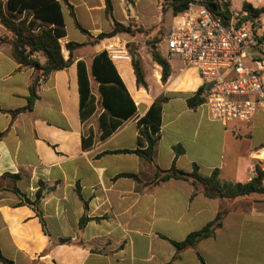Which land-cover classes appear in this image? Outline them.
I'll return each instance as SVG.
<instances>
[{
  "label": "crops",
  "instance_id": "crops-1",
  "mask_svg": "<svg viewBox=\"0 0 264 264\" xmlns=\"http://www.w3.org/2000/svg\"><path fill=\"white\" fill-rule=\"evenodd\" d=\"M66 1L77 23L75 14L86 16L87 28L78 24L91 37L111 30L104 0ZM110 2L113 18L120 16L119 21L114 18L117 22L145 33L125 36L128 41L114 37L75 50L67 69L39 78L38 98L30 111L14 113L26 107L35 71L20 69L10 44L0 45L2 256L13 264H264V196L231 202L209 199L200 190L194 192L188 182L176 179L149 186L146 184L154 179L152 165L133 153H112L137 148L138 119L157 98L164 97L167 101L161 109L160 139L154 154L157 168L168 170L174 148L180 147L183 152L175 160L176 169L190 173L196 167L203 177L217 170L222 181L249 182L253 177L249 156L264 147V111H258L249 122L222 124L211 120L204 104L194 109L186 104L203 87L198 73L185 69L180 60L175 65L168 61L170 76L162 83L161 68L150 54L143 57L141 48L136 53L145 87L136 85L130 56L112 61L135 103L136 117L100 140L98 117L102 109L97 85L91 82L94 112L81 120L77 62H84L89 69L92 57L107 45L122 48L141 40H155L160 53L174 18L170 10L162 12L157 0ZM247 3L261 8L264 0ZM60 5L65 29L64 15L70 13L65 3L60 1ZM228 5L229 15L236 12L231 10L230 1ZM237 12H242V7ZM263 16L254 23L257 35L264 38ZM8 35L0 25V38ZM86 41L83 37L79 44ZM68 42L73 41L66 34L60 41L65 59ZM93 118L92 128L85 127ZM123 174L135 175L140 182L119 177ZM13 189L31 202L41 192L35 208L43 224L36 209L25 204ZM222 212V225L213 237L174 259L176 251L169 241H183ZM83 215L88 221L80 227Z\"/></svg>",
  "mask_w": 264,
  "mask_h": 264
},
{
  "label": "trees",
  "instance_id": "trees-1",
  "mask_svg": "<svg viewBox=\"0 0 264 264\" xmlns=\"http://www.w3.org/2000/svg\"><path fill=\"white\" fill-rule=\"evenodd\" d=\"M60 1L68 7L75 27L87 38V41L82 44L75 42L65 44L64 48L68 54L67 59L62 54L60 44V41L66 37ZM157 1L161 4L162 12L165 13L167 10H170L173 17L185 11L188 5L194 2V0ZM104 2L105 18L111 20V30L93 38L76 22L73 8L66 0H0V25L9 34L0 38V45L2 43L10 44L12 56L20 65V69H33L35 71V76L29 87L27 105L22 110L15 111L14 113L30 111L32 109L34 102L38 98L36 92L39 78L48 77L53 72L67 69L73 63V53L75 50L89 45H96L105 39L119 36L133 37L137 34L145 33L140 28L132 29L131 26H124L117 22L112 16L110 0H104ZM228 6V3L226 5L219 4L218 0H206L208 10L213 15L223 19H227L229 16ZM242 11L247 13V16L243 20L254 22L264 14V5L261 8H253L251 4L244 2L242 4ZM155 42V40L149 42V54L152 61L161 68V82L165 83L170 76V66L168 60L154 46ZM128 54L136 85L138 87H145L138 55L130 50ZM77 78L80 96V117L82 121L90 117L94 112L90 83L94 82L97 85V93L99 95L98 105L102 109V113L98 117L100 140L110 137L125 121L136 117L137 110L135 103L128 94L112 61L104 50L92 57L89 69L86 68L84 62H77ZM205 94V87L199 88L193 96L187 99V106L190 109H194L204 104ZM166 101L167 99L164 97L157 98L147 113L138 119V140L135 150L115 151L112 153H133L139 155L152 165L154 168V179L146 184L149 186L170 179H176L188 182L194 192L200 190L204 197L209 199H221L231 202L253 195L264 196V173L258 167L255 168L250 181L244 183L222 181L217 170L213 171L208 177L201 176L196 167L193 168L192 172L186 173L176 169L174 164L176 158L183 152L180 147L174 148L175 156L172 166L168 170L158 169L155 164L154 154L160 139L161 109ZM83 146L84 148L86 147L85 141L83 142ZM119 177L132 178L140 182L139 178L135 175L123 174ZM13 192L25 204L34 208L42 199L40 191L37 192L36 199L33 202L28 200L17 189H13ZM36 212L43 224L41 214L37 209ZM224 215L225 212L219 213L212 222L205 225L201 230L190 233L181 242L169 241L176 251L174 259L182 251L188 249L194 250L200 241L213 237L215 232L221 227ZM87 221V216L83 215L79 221V226L83 227ZM0 263L13 264L11 261L5 259L1 252Z\"/></svg>",
  "mask_w": 264,
  "mask_h": 264
},
{
  "label": "built area",
  "instance_id": "built-area-1",
  "mask_svg": "<svg viewBox=\"0 0 264 264\" xmlns=\"http://www.w3.org/2000/svg\"><path fill=\"white\" fill-rule=\"evenodd\" d=\"M246 16L232 12L223 19L208 10L206 0H194L174 17L165 37L168 54L195 70L204 87L211 84L204 105L209 118L222 124L249 122L264 111V38L254 22L243 20ZM115 46L104 48L111 61L129 57L126 45ZM249 157L252 173L256 167L264 173V147Z\"/></svg>",
  "mask_w": 264,
  "mask_h": 264
},
{
  "label": "rangeland",
  "instance_id": "rangeland-1",
  "mask_svg": "<svg viewBox=\"0 0 264 264\" xmlns=\"http://www.w3.org/2000/svg\"><path fill=\"white\" fill-rule=\"evenodd\" d=\"M227 3H229L230 1V5H231V10L233 11H240L241 10V7H242V4L246 1V2H252L253 0H225ZM76 15V19L78 21V23L81 25V27L83 28H87V18L86 16L82 15V14H75ZM120 16L118 15H114V18L119 21ZM264 17V16H263ZM64 21H65V32L68 36V39L70 41H73V42H76V43H79L81 42V40L84 38H86L85 35H83L79 30L76 29L75 25H74V22L73 20L70 18V16L66 13L64 15ZM174 21V18L172 20V22ZM106 22L107 23H112L110 19H106ZM107 25V24H106ZM119 39L120 41H128L129 39H127L125 36H119ZM148 42L147 41H144V40H141L140 43H127L126 44V51H127V54L130 51H133L136 53V51H138L139 49L142 48V50L140 51V54L143 56V57H147V55H149V48H148ZM113 49H121V45H116L115 47H113ZM160 53L172 64V65H175V64H179L180 61H179V58L175 55H169L168 54V51L166 49V45H165V39L163 40V42H161L160 44ZM137 54V53H136ZM129 55V54H128ZM138 55V54H137ZM169 56V57H168ZM97 117V115H95V118ZM95 118L91 119L90 121H88L85 125V127H88L92 121L94 123L95 121ZM88 128H92V125H90V127Z\"/></svg>",
  "mask_w": 264,
  "mask_h": 264
},
{
  "label": "water",
  "instance_id": "water-1",
  "mask_svg": "<svg viewBox=\"0 0 264 264\" xmlns=\"http://www.w3.org/2000/svg\"><path fill=\"white\" fill-rule=\"evenodd\" d=\"M210 86H211V84L207 85V86L205 87V91H207V90L210 88Z\"/></svg>",
  "mask_w": 264,
  "mask_h": 264
},
{
  "label": "bare ground",
  "instance_id": "bare-ground-1",
  "mask_svg": "<svg viewBox=\"0 0 264 264\" xmlns=\"http://www.w3.org/2000/svg\"><path fill=\"white\" fill-rule=\"evenodd\" d=\"M122 60V59H121Z\"/></svg>",
  "mask_w": 264,
  "mask_h": 264
}]
</instances>
